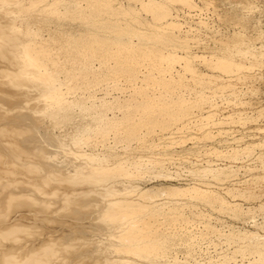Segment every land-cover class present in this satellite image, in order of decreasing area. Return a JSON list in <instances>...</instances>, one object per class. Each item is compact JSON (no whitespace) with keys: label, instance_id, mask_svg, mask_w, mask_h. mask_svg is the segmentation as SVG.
<instances>
[{"label":"bare ground","instance_id":"1","mask_svg":"<svg viewBox=\"0 0 264 264\" xmlns=\"http://www.w3.org/2000/svg\"><path fill=\"white\" fill-rule=\"evenodd\" d=\"M136 11L130 5H118L116 0H0V187L22 183L19 189H7L0 196V203L10 210L16 203L14 199L33 186L39 192L58 194L72 203L89 204L91 213L96 212L91 216L96 214L94 218L100 225L97 229H102L106 238L103 240L102 235L99 242L93 237L96 234L92 236L93 251L101 249L102 256L97 253L101 260L88 257L93 256L89 253L92 247H84L79 250L80 255L77 253L78 264H138V258L160 264L179 241L190 254L197 243L196 236L203 233L185 231L186 223L189 224L187 214L192 213L189 208L190 213L186 214L185 208L196 205L192 200L221 211L240 212L238 204L229 203L218 191L197 183L157 189L134 184V178L152 173L164 158L144 163L141 155L142 160L135 158L137 152L132 154L134 157L131 155L133 143L147 147L158 127L168 129L179 121L181 128L186 129L189 119H185L196 104L192 101L208 98V93H204L207 86L202 82L187 85L183 75L173 73L179 56L159 55L151 47L152 42L167 41L156 25L143 29L125 20V16L135 15ZM75 19L81 20L85 29L74 32L64 26L66 21ZM89 23L93 26L89 27ZM135 35L139 37L137 42ZM115 89L122 94L110 98L108 95ZM97 90H103L104 95L99 96ZM193 92L201 95L192 99ZM2 102L11 105L12 112L13 104L24 103L28 112L22 111L19 117L46 118L51 125L66 129V137L53 138L60 143L55 155L48 154L51 149L39 147L42 144L36 136L21 135L16 126L9 128L7 121L12 115L4 111ZM65 138L75 147L69 146ZM249 147L245 149L249 151ZM118 149L124 150L125 155ZM236 152L238 149H234ZM10 161L15 165L7 167L5 163ZM195 168L200 174L203 171L214 176L224 172L223 168ZM24 172L30 173L32 179L22 176ZM32 174L37 175L33 178ZM161 194L181 198L151 200ZM22 204L28 207L30 202ZM197 212L199 217L203 214ZM5 218L8 219L0 220V264H48L55 257L56 248H44L49 237L45 243L38 239L6 242L18 239L26 229L17 225L21 219L17 214ZM214 228L208 223L205 231L213 233ZM19 230L21 234H13ZM249 236L242 237L234 230L228 234L229 239L237 241L236 253L251 254L255 260L264 261V240ZM230 259L231 254L224 255V260Z\"/></svg>","mask_w":264,"mask_h":264},{"label":"rangeland","instance_id":"2","mask_svg":"<svg viewBox=\"0 0 264 264\" xmlns=\"http://www.w3.org/2000/svg\"><path fill=\"white\" fill-rule=\"evenodd\" d=\"M116 3L130 5L137 10L135 15L125 16V20L132 26L151 29L150 25H156L155 28L166 35L167 41L152 42L151 47L159 55L179 56L174 62L173 73L183 75L187 85L202 82L207 86L204 93L209 94H207L208 98L206 97L202 102L192 101L196 102L191 111L194 115L190 114L186 117V121L189 119L186 129L181 128L179 121L168 129L158 127V130L156 129L158 132L155 131L154 135L150 136V143H146L147 147H139L141 143H133L134 149L131 155L137 152L136 156H132L140 157V159L142 156L143 162L164 158L162 165L152 170V173L148 172L150 176L146 172L144 174L146 177L143 175L138 176L140 178H134V184L143 189H149V187L157 189L162 186H186L197 183L203 188L218 191L217 193L229 203L238 204L240 210L238 214H235L192 200L196 205L185 208L186 214L192 212L187 214L189 224L186 223L185 231L195 235L198 231L203 233H198L200 236H196L197 243L192 248L193 252L191 250L189 254L185 245L179 241L163 261L166 264H170L171 261L172 264H264V261L255 260V256L251 254L236 253L237 241L228 237L231 230H234L242 237L251 235L248 238L252 240L255 238L264 240V0H119L118 2L116 0ZM65 24V27L74 32L85 29L83 27L85 24L79 19L68 20ZM87 25L93 26L92 23ZM105 34L112 35L110 32ZM114 35L113 33L112 37H116ZM133 38L135 42L139 40L137 35ZM229 65L232 67L228 68ZM115 91L112 90V95L108 96L111 98L122 94L120 90ZM96 93L99 96L104 95L103 90H97ZM195 93H191L192 99L201 95ZM23 104L17 103L18 106L13 104L15 109L12 112L11 105L1 103L5 108L4 111L12 115L7 121L9 122L7 126L9 128L16 126L14 128L26 137L36 136L38 143L42 144L39 147L43 146L47 151L51 149L48 154L55 155V150H59L60 143L55 142L53 138H64L68 132L58 125H51L46 118L36 119L34 115L19 117L18 114L22 111L28 112V106ZM38 137L44 143L40 142ZM48 137L50 140L46 141ZM69 141L67 139L65 142L75 147L74 142ZM29 147L33 146L29 145ZM245 147H249L250 150L248 151ZM234 149H238L235 154ZM119 152L125 155L124 150ZM165 161L166 163H163ZM5 164L7 167L15 165L11 161ZM195 167L202 170L223 168L224 172L214 176L212 173L202 171L201 175L194 170ZM23 174L22 176L27 179H32L30 173ZM36 175L32 174L33 178ZM60 182L64 183V181ZM21 184L1 186L0 196L7 189L21 188ZM57 195L39 192L32 186L25 191V194L14 199L16 203L11 205L10 210L5 203H0V212H3L0 213L2 217L0 220L17 214L21 218L16 221L17 225L26 229L23 233L21 230L13 233L14 235L22 233L18 239H10L6 242L12 244L11 241L23 242L38 239L45 243L49 240L48 237L51 238L52 240L50 239L44 248L46 250L56 248L57 251L48 264H78L79 250L84 247H92L89 253L93 256L88 257H93L95 261L101 260L103 253L100 248V252L98 249L93 251L95 242L92 236L93 233L96 234L93 237L99 241V238L103 236L105 240L106 234L102 232V229H97L100 225L94 218L96 214L91 216L96 212L91 213L89 204L72 203ZM158 196L152 197L151 200L156 199L160 202L181 198L178 195L171 197L167 194ZM26 200L30 202L28 207L22 204ZM186 200L191 199L186 198ZM189 208L190 211H188ZM197 211L203 214L199 217ZM194 214H197L199 218ZM206 221L215 227V233L209 232V235L205 231L208 224ZM205 233L208 235L205 236ZM1 235L0 233L2 238ZM174 249L176 250L173 251ZM225 254H231L232 259L224 260ZM169 259L170 262H168ZM163 261L160 264H164ZM98 263L101 264V262ZM137 263L145 264L146 262L138 258Z\"/></svg>","mask_w":264,"mask_h":264}]
</instances>
